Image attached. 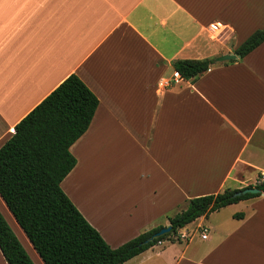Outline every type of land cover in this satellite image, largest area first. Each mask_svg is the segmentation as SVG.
Listing matches in <instances>:
<instances>
[{
  "label": "crops",
  "instance_id": "1",
  "mask_svg": "<svg viewBox=\"0 0 264 264\" xmlns=\"http://www.w3.org/2000/svg\"><path fill=\"white\" fill-rule=\"evenodd\" d=\"M260 29L264 0H0V149L76 74L100 104L61 186L112 248L171 225L189 200L256 188L264 43L220 59ZM207 58L198 78L160 86L176 61ZM198 226L206 239L168 238L126 264H264V193L182 231Z\"/></svg>",
  "mask_w": 264,
  "mask_h": 264
},
{
  "label": "trees",
  "instance_id": "2",
  "mask_svg": "<svg viewBox=\"0 0 264 264\" xmlns=\"http://www.w3.org/2000/svg\"><path fill=\"white\" fill-rule=\"evenodd\" d=\"M264 43L255 31L235 50L240 61ZM217 59L178 60L174 68L186 80L198 78ZM100 101L85 82L72 74L15 126L0 149V197L44 264H126L159 242L176 239L197 219L264 193L237 194L244 189L189 200L186 210L170 218L172 230L153 242L162 227L112 248L86 220L62 189L77 165L71 147L88 131ZM252 187V186H250ZM242 219L243 213L235 215ZM0 250L7 264H35L0 211Z\"/></svg>",
  "mask_w": 264,
  "mask_h": 264
},
{
  "label": "rangeland",
  "instance_id": "3",
  "mask_svg": "<svg viewBox=\"0 0 264 264\" xmlns=\"http://www.w3.org/2000/svg\"><path fill=\"white\" fill-rule=\"evenodd\" d=\"M0 211L7 220L8 224L12 228L13 232L15 233L19 241L21 242V244L23 245V247L25 248V250L27 251L30 258L33 260V262L35 264H42L41 263L42 261L39 258L38 254L36 253V251L34 250L32 244L24 234L23 230L17 224L16 220L12 216L11 212L9 211L8 207L5 205V202L2 200L1 197H0Z\"/></svg>",
  "mask_w": 264,
  "mask_h": 264
},
{
  "label": "built area",
  "instance_id": "4",
  "mask_svg": "<svg viewBox=\"0 0 264 264\" xmlns=\"http://www.w3.org/2000/svg\"><path fill=\"white\" fill-rule=\"evenodd\" d=\"M182 79V76L180 75L179 72L175 71L173 74V79L172 80H167V81H161L160 86L161 87H168L171 85L172 81L174 82H178ZM264 181V173L260 176L259 178V182H263ZM195 232H199L201 234L202 239H206L207 238V234H208V228L204 227V226H198L196 228V230L194 231H180L178 233V235L176 236L177 240H182V241H189L193 238Z\"/></svg>",
  "mask_w": 264,
  "mask_h": 264
},
{
  "label": "water",
  "instance_id": "5",
  "mask_svg": "<svg viewBox=\"0 0 264 264\" xmlns=\"http://www.w3.org/2000/svg\"><path fill=\"white\" fill-rule=\"evenodd\" d=\"M235 58H236V55H226V56H223L220 60L227 61V60H232ZM259 193H261L260 189L248 187V188H245L244 190H242L241 192H239L237 195L241 196V195H246V194H259ZM171 230H172L171 225H169L167 227H163L160 231H158L152 237H150V239L146 240L145 243L148 244L150 242H153L155 239H158V238H160L166 234H169L171 232Z\"/></svg>",
  "mask_w": 264,
  "mask_h": 264
}]
</instances>
